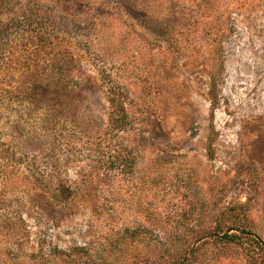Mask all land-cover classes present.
<instances>
[{"label": "rangeland", "instance_id": "374dc122", "mask_svg": "<svg viewBox=\"0 0 264 264\" xmlns=\"http://www.w3.org/2000/svg\"><path fill=\"white\" fill-rule=\"evenodd\" d=\"M49 6L4 38L0 83L66 57L69 81L96 89L51 111L0 105V264H264V0H70L63 19ZM116 96L121 145L101 136ZM113 147L133 150L132 174L108 169ZM35 178L64 181L69 210L41 211ZM239 203L250 235L217 241Z\"/></svg>", "mask_w": 264, "mask_h": 264}, {"label": "trees", "instance_id": "16d2710c", "mask_svg": "<svg viewBox=\"0 0 264 264\" xmlns=\"http://www.w3.org/2000/svg\"><path fill=\"white\" fill-rule=\"evenodd\" d=\"M18 1L19 0H0V50H2L5 44L4 40H7L4 38H12L16 35L15 33H18V25L22 28L25 23L28 25L36 23L34 19L37 14L43 13V7L45 5H51L47 7L48 13L51 16H54L56 19H63L66 17L67 11H64L61 5L62 3L70 2V0H23L22 5L19 7ZM11 41L13 42L14 38H12ZM55 65L56 66L48 71L45 69H37L39 76H42L40 80L34 79L26 82L24 85L10 87V89L8 86L6 87L0 83V105L3 104L8 94H15L21 100L33 98L32 100L36 103V110L47 109L51 111V109L45 105V101L50 99V97L61 98L68 95L76 96L75 94L94 91L96 89L92 83H83L77 80L69 81L72 77L80 78L81 74L78 71L72 72L70 62L66 57H64L60 63L56 60ZM34 75H36V70L33 76ZM214 89V83H212L210 85V95L212 99H214V95L211 90ZM109 104L108 128L101 136L104 141H109L110 143L116 139V141H119V145H121V143L124 142V135L132 128L130 114L126 109L125 101L117 96L109 99ZM211 132L210 128L209 134H211ZM211 142L212 139L209 141V148L211 147ZM1 151L6 150L2 149ZM104 156H106L105 158L107 160L104 161V163L109 164L108 169L112 170L115 166L122 174L133 173V168L136 164V156L132 149H129V153L127 152L124 154L113 147L109 149L107 153L103 154V160ZM44 180L35 178L30 185V187L34 184L37 185V187L36 185H34V187L32 186V191L35 193L33 197L37 203V207L41 211H43V207H47V209L55 211L59 213V215L67 212L70 208L72 198L70 187L62 180L57 179L49 183ZM246 211L245 204L239 203L235 208L222 213V215L230 214L232 217L230 218V223L225 227H220L219 224L216 225L213 234L223 233L219 238L216 237V240L221 243L238 244L242 242L244 237L247 238L250 233L245 229L247 225ZM254 237V244L264 250V243L256 235H254ZM81 251H84V249H81ZM50 255L52 254L49 253V256ZM42 256H45V253H42Z\"/></svg>", "mask_w": 264, "mask_h": 264}]
</instances>
